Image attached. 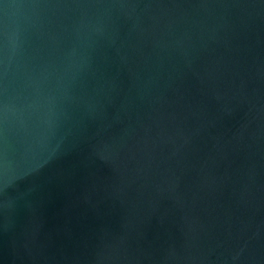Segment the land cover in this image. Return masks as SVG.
<instances>
[{
  "label": "water",
  "instance_id": "water-1",
  "mask_svg": "<svg viewBox=\"0 0 264 264\" xmlns=\"http://www.w3.org/2000/svg\"><path fill=\"white\" fill-rule=\"evenodd\" d=\"M0 264H264V0H0Z\"/></svg>",
  "mask_w": 264,
  "mask_h": 264
}]
</instances>
